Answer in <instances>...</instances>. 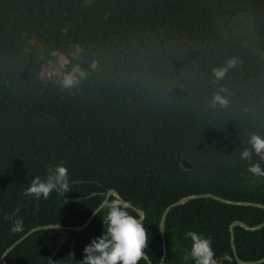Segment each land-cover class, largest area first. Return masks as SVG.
I'll return each instance as SVG.
<instances>
[{
	"label": "trees",
	"instance_id": "16d2710c",
	"mask_svg": "<svg viewBox=\"0 0 264 264\" xmlns=\"http://www.w3.org/2000/svg\"><path fill=\"white\" fill-rule=\"evenodd\" d=\"M88 3L0 0V264L35 228L83 225L109 191L146 212V253L155 264L165 243V264H194L186 230L212 237L219 264H240L232 225L259 226L264 209L195 199L171 212L166 238L161 222L171 205L201 194L264 205V177L250 171L264 154L241 159L252 134L264 137V0ZM244 13L253 17L251 37L231 28ZM61 55L67 72L79 65L77 77L86 73L72 88L43 73ZM232 57L236 66L217 81L213 69ZM222 88L228 105L213 106ZM60 161L69 192L39 202L23 195ZM17 207L24 225L13 233L4 217ZM103 230L98 214L81 231H38L10 252L8 264H54L51 255L67 238L56 264L72 260L74 238L72 264H79ZM236 245L243 260L263 258L264 228L237 227Z\"/></svg>",
	"mask_w": 264,
	"mask_h": 264
},
{
	"label": "clouds",
	"instance_id": "9594fccd",
	"mask_svg": "<svg viewBox=\"0 0 264 264\" xmlns=\"http://www.w3.org/2000/svg\"><path fill=\"white\" fill-rule=\"evenodd\" d=\"M78 56L82 48L77 44L74 46ZM238 60L235 57L229 58L221 67L213 69L214 77L217 81L222 80L229 69L234 68ZM79 65H75L73 70L68 72L63 79L65 88H72L79 83V79L84 78L86 73L79 71L78 77L75 74ZM221 89L212 98V105L226 107L228 99L221 95ZM251 148H245L241 153V159H250L253 152L256 155L264 154V137L252 134L249 138ZM264 158V156H262ZM70 176L69 170L63 161L55 166H49L44 177L37 175L31 180L30 185L24 190L23 195L34 197L37 202L41 198L47 200L55 191L59 194L69 192ZM94 213L102 217L103 233L92 239L84 248V257L79 264H138L141 260H149L146 249L149 245V230L144 223V216L133 211L131 201L123 199L119 194L112 192L107 194L101 201ZM19 207L7 214L4 218L12 221L11 231L18 233L23 231V219L19 218ZM103 213V215H101ZM184 238L190 239L188 255L194 264H219L216 251L213 247V239L210 235L186 230Z\"/></svg>",
	"mask_w": 264,
	"mask_h": 264
},
{
	"label": "water",
	"instance_id": "95a60500",
	"mask_svg": "<svg viewBox=\"0 0 264 264\" xmlns=\"http://www.w3.org/2000/svg\"><path fill=\"white\" fill-rule=\"evenodd\" d=\"M91 4V0H89L88 5ZM184 167L187 169H193V165L187 160V158L184 159ZM250 171L255 173L257 175V177H264V163L263 162H254L251 166H250ZM79 184V183H78ZM77 184H72L71 186H74ZM112 192L117 193L116 191H109L107 194H111ZM106 194V195H107ZM118 194V193H117ZM105 195V196H106ZM86 198H82L79 199L78 201L84 200ZM195 199H213L225 204H229V205H240V206H251V207H256V208H262L264 209V205L261 203H254V202H237V201H232V200H228V199H224L212 194H201V195H195V196H190L187 198H184L182 200H180L179 202L171 205L166 212L163 215L162 218V222H161V232L164 236V238H166V230H167V221H168V217L171 214V212L179 207V206H183L185 204H187L188 202L195 200ZM135 209L137 212L141 213L144 218L146 217V212L140 208H133ZM98 215V213H93L92 216L89 218L88 221H86L83 225L80 226H55V225H49V226H43V227H38L35 228L33 230H31L30 232H28L26 235H24L22 238H19L18 240H16L10 247L9 249L6 251V253L4 254L3 260L5 262V264H8L7 261V256L10 254V252L19 244L21 243L24 239H26L27 237H29L30 235H33L34 233L41 231V230H47V229H53V228H67V229H71V230H75V231H81L83 229H85L90 222ZM237 227H244L250 231H259L262 228H264V223H262L259 226L256 227H252L250 225H248L247 223L243 222V221H236L235 223H233L232 225V242H233V246H234V250H235V255H236V259L240 262V264H262V262H264V257L255 261H246L243 260L239 254H238V249H237V245H236V228ZM69 238H67L66 240H64L62 242V244L59 246V248L54 252L53 255H51V261L54 262V264H56V256L57 254L61 251V249L63 248V246L65 245L66 241ZM74 244H75V238L73 240V258L75 256V252H74ZM167 253H168V249H167V244L165 243V254L163 257V260L161 262V264H165L166 260H167ZM148 256V264H155V262L150 258V256L147 254ZM229 259H234V257H232L231 255L227 256ZM73 258L70 262H68V264H72L73 262Z\"/></svg>",
	"mask_w": 264,
	"mask_h": 264
},
{
	"label": "rangeland",
	"instance_id": "374dc122",
	"mask_svg": "<svg viewBox=\"0 0 264 264\" xmlns=\"http://www.w3.org/2000/svg\"><path fill=\"white\" fill-rule=\"evenodd\" d=\"M233 32L237 35L251 37L255 33L253 17L244 13L241 14L236 21L231 25ZM68 58L61 55L58 61H49L44 65L43 73L45 75L54 76L59 82L63 83V79L67 72Z\"/></svg>",
	"mask_w": 264,
	"mask_h": 264
}]
</instances>
